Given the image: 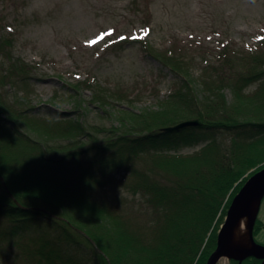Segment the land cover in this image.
I'll return each instance as SVG.
<instances>
[{"label": "trees", "instance_id": "obj_1", "mask_svg": "<svg viewBox=\"0 0 264 264\" xmlns=\"http://www.w3.org/2000/svg\"><path fill=\"white\" fill-rule=\"evenodd\" d=\"M1 25L2 19L0 30ZM7 40L11 42L9 36L0 37V58L7 62L0 77L25 81L31 70L11 59ZM138 42L186 80L184 62L174 52L169 51V58ZM229 48L222 46L219 57L231 75L209 80L207 90L214 84L221 91L235 86L236 102L227 103L220 93L215 102L207 101L208 95L202 103L185 93L181 103L161 105V111L147 117L126 110L120 134L109 130L105 135L113 136L104 140L86 130L80 141L72 136L70 124L34 117L32 107L0 100V264H206L216 248V233H208L221 223V205L236 182L264 163V36L246 55ZM252 84L255 89L247 92ZM193 118L199 119L198 126L163 132ZM246 129L254 133L244 140L240 135ZM220 133L234 134L226 144ZM65 135L73 138L68 147L44 146V140ZM207 137L208 143L191 154H172L153 145ZM37 146L46 150L26 156L29 147ZM116 172L120 187L143 195V212L123 209L110 196L107 182Z\"/></svg>", "mask_w": 264, "mask_h": 264}, {"label": "rangeland", "instance_id": "obj_2", "mask_svg": "<svg viewBox=\"0 0 264 264\" xmlns=\"http://www.w3.org/2000/svg\"><path fill=\"white\" fill-rule=\"evenodd\" d=\"M0 19V37L11 38V42L7 40L11 59L21 60L31 70L25 81L0 77V100L16 107L30 106L34 117L70 124L75 131L72 136L80 141L86 130L92 132L88 136L104 140L113 136V132L105 135L109 130L120 134L126 110L152 115L163 109L161 105L181 103L185 93H193L202 103L215 102L220 93L227 103L236 102L235 86L226 85L221 91L214 84L209 92L207 83L218 81L227 72L219 57L222 46L246 55L264 36V0H0ZM139 40L160 55L170 58L169 51L174 52V58L184 62L180 63L187 81L149 54ZM6 63L0 58V68H6ZM229 75L230 70L226 73ZM255 87L252 84L245 90L249 92ZM208 95L211 98L206 101ZM184 121L188 120L181 122ZM253 133L246 129L240 137L247 140ZM176 134L180 136L181 132ZM232 134L222 137L220 133L218 137L227 144ZM209 140L207 137L189 142L179 138L178 145H153L172 154H191ZM72 141L71 136L65 135L43 142L52 149L68 147ZM35 150L40 153L46 149L29 147L26 156ZM93 156L97 158L98 153ZM262 168L264 163L257 164L233 185V193L231 190L228 202L221 205L218 213L219 217L222 214L220 225L208 233H216V241L233 199ZM120 176L116 172L108 180L110 196L123 209L132 207L143 212L147 205L143 195L120 187ZM123 198L125 202H121ZM254 228L255 241L264 245V195L259 201ZM251 259L246 263L251 264ZM257 259L264 264V259ZM226 261L242 264L244 260L239 263L227 257Z\"/></svg>", "mask_w": 264, "mask_h": 264}, {"label": "water", "instance_id": "obj_3", "mask_svg": "<svg viewBox=\"0 0 264 264\" xmlns=\"http://www.w3.org/2000/svg\"><path fill=\"white\" fill-rule=\"evenodd\" d=\"M200 122L195 120H188L180 122L174 127L165 128V131L177 130L184 127H193L199 125ZM264 195V168L256 172L246 182L244 187L235 196L232 204L229 207L225 222L222 224L221 229L217 236L216 248L210 255L206 264H217L221 257H228L231 260H237L239 263L248 258L256 257L264 259V245L257 244L253 241L252 227L250 230V238L252 244L245 250L236 249L231 245L233 236V227L235 222L240 218L243 210L248 203L254 198ZM253 226V225H252Z\"/></svg>", "mask_w": 264, "mask_h": 264}, {"label": "bare ground", "instance_id": "obj_4", "mask_svg": "<svg viewBox=\"0 0 264 264\" xmlns=\"http://www.w3.org/2000/svg\"><path fill=\"white\" fill-rule=\"evenodd\" d=\"M259 201L260 196L251 200L243 210L240 218L235 222L231 240V245L234 248L245 250L252 244L250 230L254 223ZM226 259L227 257H221L218 264H227Z\"/></svg>", "mask_w": 264, "mask_h": 264}, {"label": "snow or ice", "instance_id": "obj_5", "mask_svg": "<svg viewBox=\"0 0 264 264\" xmlns=\"http://www.w3.org/2000/svg\"><path fill=\"white\" fill-rule=\"evenodd\" d=\"M94 43V42H93Z\"/></svg>", "mask_w": 264, "mask_h": 264}]
</instances>
